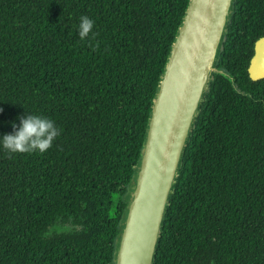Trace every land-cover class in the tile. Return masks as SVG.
I'll return each instance as SVG.
<instances>
[{
    "label": "trees",
    "instance_id": "1",
    "mask_svg": "<svg viewBox=\"0 0 264 264\" xmlns=\"http://www.w3.org/2000/svg\"><path fill=\"white\" fill-rule=\"evenodd\" d=\"M189 1L0 0V135L25 112L62 129L43 154L0 149V264H113ZM263 36L264 0H235L215 65L235 82L212 75L153 264H264Z\"/></svg>",
    "mask_w": 264,
    "mask_h": 264
},
{
    "label": "water",
    "instance_id": "2",
    "mask_svg": "<svg viewBox=\"0 0 264 264\" xmlns=\"http://www.w3.org/2000/svg\"><path fill=\"white\" fill-rule=\"evenodd\" d=\"M235 0H190L153 101L140 162L130 186L113 264H153L170 197L212 75ZM264 79V36L248 67Z\"/></svg>",
    "mask_w": 264,
    "mask_h": 264
},
{
    "label": "clouds",
    "instance_id": "3",
    "mask_svg": "<svg viewBox=\"0 0 264 264\" xmlns=\"http://www.w3.org/2000/svg\"><path fill=\"white\" fill-rule=\"evenodd\" d=\"M94 26L95 21L89 16L79 17L77 34L81 41L87 40L90 34L95 36ZM0 113H3V108H0ZM16 119L19 123L16 121L11 123L12 132L0 135V149L8 154L35 152L43 154L53 147L54 141L62 132L53 119L44 115L25 112V115Z\"/></svg>",
    "mask_w": 264,
    "mask_h": 264
}]
</instances>
